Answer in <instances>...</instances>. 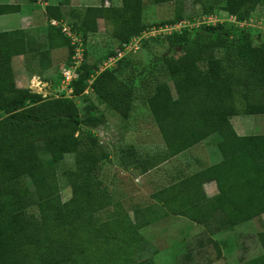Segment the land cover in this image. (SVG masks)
I'll list each match as a JSON object with an SVG mask.
<instances>
[{
    "label": "trees",
    "instance_id": "obj_1",
    "mask_svg": "<svg viewBox=\"0 0 264 264\" xmlns=\"http://www.w3.org/2000/svg\"><path fill=\"white\" fill-rule=\"evenodd\" d=\"M168 1L172 0H152ZM256 3L264 5V0H206L193 19L220 9L233 17V23H198L140 39L161 37L169 49L161 59L174 94L166 82L145 91L148 112L165 148L158 162L211 134L217 137L220 160L182 184L192 191V207L197 208L193 220L218 212L222 225L230 227L264 213V136H238L229 122L234 115L264 114V34L254 44L251 32L237 24L249 20ZM141 12L142 0H119L117 6L102 0V5L63 10L59 5L45 7L48 19L67 21L82 36L83 57L68 83L69 96L60 91L59 96L42 98L16 87L11 57L27 53L29 39L22 32H0V264H105L117 257L109 251L118 239L115 232L125 228L123 221L134 224L118 209L99 216L112 204L93 169L107 154L94 137L74 135L81 125L93 127L99 121L92 105H84L80 113L72 98L88 87L108 110L126 118L133 98L130 82L119 78L115 67L91 72L84 62L85 43L101 18L119 48L151 29ZM184 18L178 9L172 19L154 27ZM187 21L193 23L191 17ZM46 27L53 31L47 33L48 41L58 39L71 56L69 40L58 28ZM216 51L219 56L213 55ZM114 54L111 51L108 57ZM42 153L48 155L46 161ZM65 153L74 154V168L66 172L70 196L60 201L54 164ZM22 177L33 191L17 184ZM206 179L214 181L217 193L199 204L197 191ZM30 206L36 207V215L25 212ZM258 239L264 250V231Z\"/></svg>",
    "mask_w": 264,
    "mask_h": 264
},
{
    "label": "rangeland",
    "instance_id": "obj_2",
    "mask_svg": "<svg viewBox=\"0 0 264 264\" xmlns=\"http://www.w3.org/2000/svg\"><path fill=\"white\" fill-rule=\"evenodd\" d=\"M77 1L79 0H74V4L80 6L84 3L89 5H102V0ZM178 1L180 4L177 3ZM203 1L205 2L206 0H172L155 4L152 0H142L141 15L145 25L148 28L151 27L149 35L152 33V35H156L158 32L162 33L163 31H167L164 30L165 28L155 30L154 25L156 23H166L173 18V15L178 9L185 18L177 27L187 23L189 24L187 25L188 27L197 25L201 21V18L193 19V17L199 14L201 9L200 3ZM103 4L105 5L107 3L104 2ZM111 4L117 6L119 5V0H111ZM251 12L249 20L243 25H245L244 28H247L251 32L252 42L255 44L264 34V5L256 3ZM189 17H191L193 23L187 21ZM205 21L210 23L222 22L225 25L233 23L229 15L220 9H217L213 15ZM165 43L166 41L161 37L157 39L139 40L136 44L132 45L130 49L123 51L124 54L120 57L118 63H113L108 66V68L115 67V74L119 78L130 82L133 98L131 108L126 118H121L108 110L102 101L96 97L88 87L85 88L80 95L72 98L73 103L80 113L84 105H92L94 109L92 114L94 116L97 115L99 121L98 124L93 127L81 125L79 133L75 132L74 135L78 134L82 137H94L102 151L105 153L112 152L115 156H118V153L124 152L125 147L131 148L134 146L135 152L141 160L139 163V165L141 164V168H151L153 163V152L156 158L160 159L162 157L165 148L150 113L148 112L145 103V91L151 90L157 82H166L170 87L171 93L174 94L171 80L165 72V66L161 59V56L167 55L169 50ZM115 49H117L116 41L105 32L103 21L98 19L97 30L93 33H89L86 37L85 64L90 66L91 72L97 73L102 70V62L108 57L109 53L115 51ZM213 55L219 56L220 53L216 51L213 52ZM56 56L61 65L53 71L51 76L48 75L47 82L41 80L39 76L28 77V80L25 81L27 78L25 69L19 64L18 68H15L14 77L16 84L19 86L26 85L30 91L40 94L42 98L59 96L61 93L60 89L64 85L61 83L60 72L62 68L69 63L70 56L67 49H63V51ZM232 121L233 120H231V122ZM243 121L242 123L245 124L247 128H243L245 130L242 131L255 134L264 133V114L246 116ZM202 143L203 145L198 144L191 148L190 152H188L189 158L187 155H185V157L192 160L195 156H204V144L206 143L205 141ZM119 149L122 151L120 152ZM41 156L43 161H46L48 158V155L45 153H42ZM113 162L116 163L112 158L99 161L93 169V176L100 179L103 184H106V181L111 178V174L115 175L118 171V168L117 170L114 167L111 168L114 164ZM73 168V153L63 154L62 158L54 164V173L60 201H65L70 196L71 188L68 184L66 172ZM116 181L117 179H115L114 182L113 192L109 191L113 201H120L123 197L127 199V194L129 195L132 191L135 192V190V194L138 192L136 196L140 200H149L148 195L150 192L149 187L151 180H148L149 183L144 182L143 185L138 184V188H134L133 185H131L132 181H128L126 182L127 186L125 185L124 189L120 192V183H116ZM17 184L25 186L33 191L32 186L25 177L20 178ZM141 186L143 193L139 190ZM165 194L169 196L170 192L166 191ZM116 209L115 207L109 208V210L106 209L105 212L101 213L99 216L103 218L107 213L109 214ZM25 212L37 214L35 206L28 207L25 209ZM129 212L131 217L132 213L131 211ZM130 225L129 222L123 221L122 227L125 228L120 232H115L118 239L111 242L109 251H112V253L115 252L117 257L106 260L104 262L105 264L171 263L172 257L176 254L174 249L171 248L168 251L159 249L154 253V246L156 244L152 241H145L143 236L140 237L137 234L136 225ZM202 231L200 227L193 226V238L188 246H191V248L188 249L189 251L186 252L184 257L173 258L172 264H264V250L258 239V234L264 231V213L236 225L233 232L227 233L221 238H215L217 240L209 238L210 240L207 242H198V234L203 233Z\"/></svg>",
    "mask_w": 264,
    "mask_h": 264
},
{
    "label": "crops",
    "instance_id": "obj_3",
    "mask_svg": "<svg viewBox=\"0 0 264 264\" xmlns=\"http://www.w3.org/2000/svg\"><path fill=\"white\" fill-rule=\"evenodd\" d=\"M77 2H82V0ZM47 5H59L60 9L63 10L67 7H84L89 4L76 5L74 0H0V9L3 10L0 13V32H22L29 39L26 46L28 52L11 57L13 77L15 68H18V65L21 64L27 75L25 81L28 80V77L39 76L41 80L47 82L48 75L51 76L53 71L61 65L56 55L67 48L59 44L56 38H52L50 42L47 39V33L53 32L46 27V21L48 17L50 18L45 13ZM98 19H96V24ZM14 81L16 87L28 88L26 85L19 86L16 84L15 77ZM246 116L252 115L239 114L229 117L232 129L238 136L255 134L242 131L245 130L243 128H247L242 123ZM231 120L233 121L231 122ZM260 134L264 136V133ZM204 141L206 143L204 144V156L199 157L198 155L189 160L188 152L191 148L198 144L203 145L202 142ZM216 141V135L211 134L191 147L160 162H158L159 158H156L153 152L152 166L150 169L145 168V170L140 167L141 164L139 165L141 160L135 152L134 146L131 148L125 147L124 152L119 149L121 153H118V156L113 155L112 152L106 153L107 158L105 160L112 158L116 162H113L111 168L114 167L116 170L118 168L117 173L115 175L111 174V178L104 184L108 192H113L115 179H117L116 183H120L119 192L124 189L125 185L127 186L126 182L128 181H132L131 185L138 188L137 186L143 185L144 182L149 183L148 180H151L149 200H140L136 196L138 192L135 194V190V192L132 191L129 195L127 194V199L123 197L120 201H113L111 198L112 205L110 208L115 207L120 211L124 210L129 221L136 225L137 234L140 237L143 236L145 241H152L156 244L154 253L159 249L167 251L171 248L174 249L176 254L172 257L170 264H172L173 258L184 257L186 252L189 251L188 249L191 248V246H188L193 238V226H198L203 230V233L198 234L199 239L196 238L198 242H207L210 239L217 240L225 234L233 232L236 226L222 225V216L218 212L211 215H200L198 220H193L192 216L197 217V208L192 207L190 199L192 191L182 188L186 178L220 160ZM139 190L143 193L142 186ZM166 191L170 192L169 196L165 194ZM216 193L217 189L214 181L203 180L200 183V189L197 191V201L200 204L214 197ZM187 196L188 200H186ZM129 211L132 213L131 217Z\"/></svg>",
    "mask_w": 264,
    "mask_h": 264
},
{
    "label": "built area",
    "instance_id": "obj_4",
    "mask_svg": "<svg viewBox=\"0 0 264 264\" xmlns=\"http://www.w3.org/2000/svg\"><path fill=\"white\" fill-rule=\"evenodd\" d=\"M106 3H108L107 1H105ZM106 5V4H105ZM211 15L209 16H202L201 17V21L199 23H210L208 21H205L206 19L210 18ZM230 19H232V21H234L233 17L229 16ZM182 21L175 23L173 25H164L163 27H159L155 30H159V29H163L167 30V31H163L164 32H169L171 30H177L182 26H187L189 25L187 24H182L179 27H177L179 24H181ZM47 25L50 27H56L59 29V31L62 33L63 36H65L68 40H69V44L72 46L73 49V53L70 56V61L69 63L64 66L60 72L61 74V83H63L64 85L61 87L60 91H62L64 93L65 96H69L70 95V88L68 87V83L70 82V80L74 79L76 74H75V70L78 67V65L81 63L82 61V57H83V51H84V46H83V42H82V36L80 33L75 32L71 25L68 24L66 21H61V20H55V19H48L46 21ZM213 24V23H211ZM238 26H242L244 23H237ZM242 24V25H241ZM151 30V29H150ZM153 30V29H152ZM151 31L146 30L143 31L140 35L132 37L128 42L121 44L120 47L117 49H115V54L111 55L109 57H107L103 62H102V67L103 68H107L108 66L112 65L113 63H115V61L117 59H119L123 54H124V50H128L130 49V47L134 44H136L141 38H145L149 35ZM160 33V32H158ZM157 33V34H158Z\"/></svg>",
    "mask_w": 264,
    "mask_h": 264
},
{
    "label": "water",
    "instance_id": "obj_5",
    "mask_svg": "<svg viewBox=\"0 0 264 264\" xmlns=\"http://www.w3.org/2000/svg\"><path fill=\"white\" fill-rule=\"evenodd\" d=\"M174 49H175V50H177V49H178V47H174Z\"/></svg>",
    "mask_w": 264,
    "mask_h": 264
}]
</instances>
